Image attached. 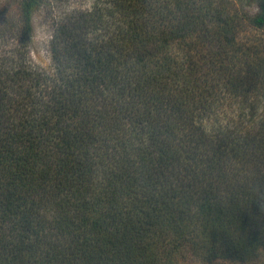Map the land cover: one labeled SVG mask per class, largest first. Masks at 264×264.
Returning <instances> with one entry per match:
<instances>
[{"label":"trees","instance_id":"16d2710c","mask_svg":"<svg viewBox=\"0 0 264 264\" xmlns=\"http://www.w3.org/2000/svg\"><path fill=\"white\" fill-rule=\"evenodd\" d=\"M41 1L0 12V264L264 258V0H93L50 71Z\"/></svg>","mask_w":264,"mask_h":264},{"label":"rangeland","instance_id":"374dc122","mask_svg":"<svg viewBox=\"0 0 264 264\" xmlns=\"http://www.w3.org/2000/svg\"><path fill=\"white\" fill-rule=\"evenodd\" d=\"M227 3L228 7L238 12V17L243 16V13L252 15L256 13V5L248 7L241 0H223ZM93 0H42L40 8L35 11L32 19V36L33 43L31 46V59L40 68L50 71V58L48 53V44L54 33L55 23L58 18L66 15L74 10H85L91 7ZM3 8H7L6 14L13 15L17 10V0H0V12ZM5 14V13H4ZM0 14V22L1 17ZM1 27V26H0ZM1 33V32H0ZM251 34L254 32L250 31ZM256 34V33H255ZM264 34V33H263ZM14 41L8 40L7 42L0 37V60L1 54L5 50H9ZM254 264H264V258ZM165 264H208L194 260L188 250L182 249L181 252H172L166 259ZM211 264H237L228 260H219Z\"/></svg>","mask_w":264,"mask_h":264}]
</instances>
